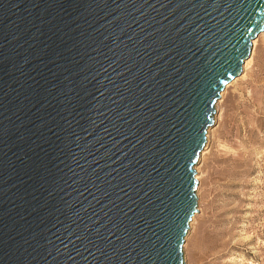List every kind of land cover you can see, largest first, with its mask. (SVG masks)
<instances>
[{"label": "water", "instance_id": "95a60500", "mask_svg": "<svg viewBox=\"0 0 264 264\" xmlns=\"http://www.w3.org/2000/svg\"><path fill=\"white\" fill-rule=\"evenodd\" d=\"M263 33L264 0H0V264H185Z\"/></svg>", "mask_w": 264, "mask_h": 264}, {"label": "rangeland", "instance_id": "374dc122", "mask_svg": "<svg viewBox=\"0 0 264 264\" xmlns=\"http://www.w3.org/2000/svg\"><path fill=\"white\" fill-rule=\"evenodd\" d=\"M261 35L243 74L226 87L216 105L209 148L198 166L202 182L197 196L201 197L189 230L185 264H264Z\"/></svg>", "mask_w": 264, "mask_h": 264}, {"label": "bare ground", "instance_id": "6f19581e", "mask_svg": "<svg viewBox=\"0 0 264 264\" xmlns=\"http://www.w3.org/2000/svg\"><path fill=\"white\" fill-rule=\"evenodd\" d=\"M262 36H264V33L261 35V37ZM256 43H257V41H255V42H253V47L255 48L256 47ZM252 50H253V48H252ZM252 53V52H251ZM248 65V62H246L245 63V65H244V68H246V66ZM244 68H243V70H244ZM236 80H234L233 81V83L235 82ZM231 84V83H230ZM225 91V90H224ZM223 91V92H224ZM222 92V93H223ZM224 94H221V97L223 96ZM221 99V98H220ZM220 101V100H219ZM218 101V102H219ZM214 121H215V118H214ZM215 125V124H214ZM212 128V127H211ZM211 129L209 128L208 129V133H207V143H206V145H205V147H204V150L202 151V153H201V155H200V159H199V163H198V165H197V167L195 168L196 169V172H197V175H196V179H197V181H198V183L199 184H201V182H202V176H200L199 175V173L201 174V170H200V167H198L199 166V164H200V162L204 159V157L206 156V152H207V150H208V148H209V145H208V143L210 142V137H211ZM199 186V185H198ZM200 187H201V185H200ZM197 191H199V190H197ZM198 197L200 198L201 196H200V194L198 193ZM200 212H201V210H200ZM196 218H197V216H196V214L193 216V219H192V221H191V223H190V229H192L193 228V226H194V222L196 221ZM190 232H191V230H190ZM190 232L187 234V236H186V238H185V243H184V246H183V252L185 253V255L187 256V248H186V243H187V240H188V237H189V234H190ZM184 260H185V258H184Z\"/></svg>", "mask_w": 264, "mask_h": 264}]
</instances>
